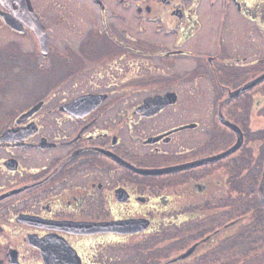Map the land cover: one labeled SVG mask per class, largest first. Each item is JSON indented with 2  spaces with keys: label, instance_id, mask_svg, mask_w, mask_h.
I'll use <instances>...</instances> for the list:
<instances>
[{
  "label": "flooded vegetation",
  "instance_id": "obj_1",
  "mask_svg": "<svg viewBox=\"0 0 264 264\" xmlns=\"http://www.w3.org/2000/svg\"><path fill=\"white\" fill-rule=\"evenodd\" d=\"M0 264H264V0H0Z\"/></svg>",
  "mask_w": 264,
  "mask_h": 264
},
{
  "label": "rangeland",
  "instance_id": "obj_2",
  "mask_svg": "<svg viewBox=\"0 0 264 264\" xmlns=\"http://www.w3.org/2000/svg\"><path fill=\"white\" fill-rule=\"evenodd\" d=\"M5 40V36L3 31L0 29V43L3 42ZM5 52L3 49H0V74H3L6 70L4 69L3 66H1L2 64H4V57H5Z\"/></svg>",
  "mask_w": 264,
  "mask_h": 264
},
{
  "label": "water",
  "instance_id": "obj_3",
  "mask_svg": "<svg viewBox=\"0 0 264 264\" xmlns=\"http://www.w3.org/2000/svg\"><path fill=\"white\" fill-rule=\"evenodd\" d=\"M259 193H260L262 201L264 202V168H263L262 178H261L260 185H259Z\"/></svg>",
  "mask_w": 264,
  "mask_h": 264
}]
</instances>
